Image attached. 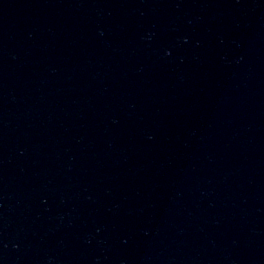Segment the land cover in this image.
<instances>
[{
	"label": "water",
	"instance_id": "water-1",
	"mask_svg": "<svg viewBox=\"0 0 264 264\" xmlns=\"http://www.w3.org/2000/svg\"><path fill=\"white\" fill-rule=\"evenodd\" d=\"M0 264H264V0H0Z\"/></svg>",
	"mask_w": 264,
	"mask_h": 264
}]
</instances>
